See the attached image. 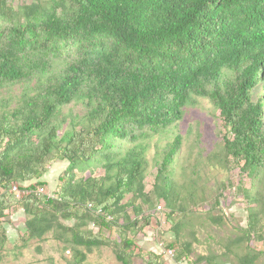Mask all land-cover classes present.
Masks as SVG:
<instances>
[{
    "label": "trees",
    "instance_id": "1",
    "mask_svg": "<svg viewBox=\"0 0 264 264\" xmlns=\"http://www.w3.org/2000/svg\"><path fill=\"white\" fill-rule=\"evenodd\" d=\"M15 1L0 0V247L3 221L18 205L30 239L58 218L76 221L66 230L74 264L83 261L78 246L102 243L78 231L84 222L121 230L120 264L139 256L161 264L160 254L134 251V234L148 224L144 211L163 204L181 244L179 231L202 190L195 173L174 179L176 135L154 147L155 176L145 192V142L180 122L195 97L212 104L220 126L219 152L208 160L251 182L240 189L250 206L235 241L244 254L237 262L255 264L248 244L264 236V212L256 208L264 191V0ZM52 161L67 163L55 197L9 195L13 185L44 190L38 180ZM190 248L182 243L178 258L192 263Z\"/></svg>",
    "mask_w": 264,
    "mask_h": 264
},
{
    "label": "rangeland",
    "instance_id": "2",
    "mask_svg": "<svg viewBox=\"0 0 264 264\" xmlns=\"http://www.w3.org/2000/svg\"><path fill=\"white\" fill-rule=\"evenodd\" d=\"M24 1L29 3L28 0ZM19 4L20 0H16L15 5ZM219 128L212 104L207 99L194 97L193 101L183 109L180 122L159 135L151 136L145 142L148 146L146 159L149 163L143 180L145 192L150 190L155 176V171L151 168L154 147L162 148L166 143L171 142L174 136L180 135L182 142L177 155L178 160L172 166L175 170L174 179L182 181L179 178L181 172H184L186 178L191 173L192 177H196L195 173L198 176L197 185L201 186L202 193L198 190L197 199L201 201V204L195 207L196 214L189 220L187 217L181 232L179 231L181 244L174 243V234L166 222L165 214L168 209L163 204H151L143 213L144 217L149 215L148 224L142 221L143 227L133 236L135 252H140L141 255L160 254L161 264H206L198 257H208L212 264H240L236 257H243L244 254L240 252L239 242L235 240L242 236L246 228L250 206L240 189L249 188L251 182L247 179L242 180L243 178H240L237 172L228 173L215 160H208L213 154L219 152L221 146ZM121 148L126 149L127 145L122 144ZM66 167L65 161L49 162L47 174L38 180L45 183L46 186L43 188L48 197H55L59 186L58 178ZM102 175L100 168L94 171L95 177ZM256 208L259 212H264V191L259 196ZM184 209L185 207L181 210L184 211ZM8 215V218L3 221L6 240L0 247V264L75 263L71 245L68 243L69 240L71 241V233L67 232V229H73L76 221H63L58 218L53 228L47 233L40 238L30 239L24 228L28 217L21 207L14 206ZM260 217L264 218V214ZM79 226L78 231L82 234L99 236L102 241L91 248L77 247V252L83 256L81 264H120L115 258V249L121 230L113 226L104 230L92 222L80 223ZM182 243L191 247L192 263L188 262L186 257L178 258L177 253ZM169 244H175L171 258L163 254L165 247ZM248 247L255 255L253 258L257 260L255 264H264V257L256 255L258 252L264 255V236L261 239L252 238ZM132 264L145 263L139 256L132 260Z\"/></svg>",
    "mask_w": 264,
    "mask_h": 264
},
{
    "label": "built area",
    "instance_id": "3",
    "mask_svg": "<svg viewBox=\"0 0 264 264\" xmlns=\"http://www.w3.org/2000/svg\"><path fill=\"white\" fill-rule=\"evenodd\" d=\"M9 195L12 196L14 199L19 200L27 195H34L36 197L41 196L42 194H44V190L42 188H37L32 192H29L25 189H23L21 186L19 185H13L10 187L9 191H8ZM165 257L171 258L173 256L172 252L170 250L163 252Z\"/></svg>",
    "mask_w": 264,
    "mask_h": 264
}]
</instances>
